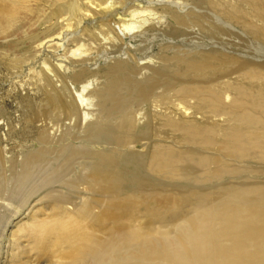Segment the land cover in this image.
Wrapping results in <instances>:
<instances>
[{"label": "bare ground", "instance_id": "6f19581e", "mask_svg": "<svg viewBox=\"0 0 264 264\" xmlns=\"http://www.w3.org/2000/svg\"><path fill=\"white\" fill-rule=\"evenodd\" d=\"M14 1L8 7L1 6L2 11L10 16H6L7 20L13 22L20 18L21 10H27L31 0H18L17 4ZM242 1L251 12L246 13L238 5L230 4L222 11L227 26L229 23L249 26L264 38V0ZM86 4L89 8L83 17L89 19L112 6L111 2L106 7ZM186 9V3L180 0H155L150 7L138 5L131 11L132 18L122 21L117 34L120 37L121 34L135 36L158 17L156 11L171 16L181 25L202 24L197 12H187ZM253 22L258 23L251 25ZM80 52L81 49L76 48L72 54ZM150 61L144 62L140 68L148 69ZM220 64L224 63L209 57L190 62L186 69L176 71L198 79L199 76L204 78L205 72L215 71ZM242 76V82H225L218 92L213 91L207 82L194 79L170 84L164 94L173 91L196 97L203 105H216L210 110L219 119L205 124L195 112L190 113L193 109L187 106H182L174 117L159 112L158 124L170 126V132L171 129L179 131V141L185 144V148L175 150L164 142H154L148 156L140 153L145 159L142 182L131 176L139 186L122 195L120 190L125 176L120 164L113 159L119 155V145L134 146L137 133L133 121L138 119L128 113L122 115V108L140 105L132 98L137 94L145 99L149 93L141 87H132V83L124 79L120 84V79L114 75L103 76L105 80L99 84L94 78L76 92V103L82 115L77 129L69 128L68 132L50 136L35 153L14 166L8 176L0 173V192L6 191L9 183L21 188L25 184L31 187L39 176V179L48 181L50 176H59L62 169L64 175L65 167L71 165L73 159L83 158V163L79 164L87 173L81 182L70 186L73 190L89 192V195H82L81 203L73 208L55 203V206L62 205L60 212L28 223L25 230L29 229L36 237L38 250L43 252L44 246L52 243L66 245L61 258L65 264H85L88 260L90 264H264V182L251 180L243 184L230 179L239 174L248 179L264 174V64L247 62L242 67ZM245 81L263 82V85L252 87ZM121 85L131 92L128 98L119 102L114 97L122 91ZM221 99L225 102L221 103ZM107 118L116 120L114 123L117 122L121 130L114 138L116 145L112 147L105 143L106 139L102 140L100 133ZM72 130L77 132L76 136ZM217 133L222 134L218 141L213 136ZM214 144L220 154L205 155L204 150H211ZM72 145H79L84 150L73 151ZM139 148L143 149L142 146ZM68 149L69 153L64 154ZM106 149L109 150L104 152ZM235 157L253 159L255 166H250L251 161L235 164L232 160ZM106 162L113 164L111 181L105 172ZM47 171L50 173L44 174ZM250 171L258 175L253 176ZM197 182L206 187L192 189L191 184ZM215 186L218 188L214 189ZM97 205L103 208L98 210ZM147 216H150L149 221L145 219ZM168 220L172 222L169 226L161 224ZM57 251L49 254L47 261L56 257Z\"/></svg>", "mask_w": 264, "mask_h": 264}, {"label": "rangeland", "instance_id": "374dc122", "mask_svg": "<svg viewBox=\"0 0 264 264\" xmlns=\"http://www.w3.org/2000/svg\"><path fill=\"white\" fill-rule=\"evenodd\" d=\"M11 1L14 0H0V173L6 176L29 154L35 153L50 136L68 132L69 128L77 129L75 127L80 124L82 115L75 95L80 92L82 85L94 78L97 84L103 83V76L114 75L120 79V84L124 79L130 81L132 87H141L149 93L145 99L136 94L132 100L140 105L133 108L125 105L121 112L122 115L128 113L138 117L133 121L137 133L134 146L125 143L119 145V155L113 159L120 164L125 176L120 195L126 194L139 186L136 181L142 182L145 159L140 153L148 156L154 142H164L175 150L185 148V144L179 141V131L171 129L170 132V126L158 124L159 112L174 117L182 106H187L193 109L190 113L195 112V116L200 117L205 124L219 119L210 110L216 105H203L196 97L173 91L164 94L170 84L194 79L177 71L186 69L187 64L193 61L209 57L218 59L224 64L218 65L215 71L205 72L204 78L199 76L194 79L207 82L213 91L218 92L225 82L243 81L242 67L247 62L264 64V38L252 27L242 24L233 26L230 23L228 27L224 20L222 11L230 4L238 5L246 13L251 12L242 0H180L186 3L187 12L194 10L198 13L202 24L181 25L171 16L156 11L159 23L154 18L146 29L135 36L121 34V37L117 32L118 27L122 21L132 18L131 11L138 5L150 7L155 0H31L28 1L27 10H21L18 15L20 18L15 22L7 20L9 14L1 9L2 5L8 7L13 4ZM17 2L14 1L15 4ZM108 2L112 6L106 12L98 11L94 19L83 17L89 8L86 3L106 7ZM255 23L258 22L251 25ZM76 48H80L81 52L72 54ZM228 59H234L235 62H225ZM148 60H151L148 69L140 68ZM245 83L252 87L263 85V82L257 81ZM124 88V85L120 86L122 91L115 95L116 101L120 102L130 95V89ZM122 95L125 97L122 98ZM221 101L225 102L223 99ZM96 102L100 103L99 100ZM171 117L170 120H173ZM105 121L100 133L102 140L106 139L105 143L112 147L116 145L114 138L120 134V125L114 123L116 120L109 121V118ZM71 132L77 135L75 130ZM213 136L217 141L222 138L221 133ZM71 147L73 151L84 150L79 145ZM204 152L208 156L220 154L216 144ZM67 153L69 149L64 154ZM232 160L235 164L251 161L250 166L255 162L246 157ZM73 161L65 167L64 175L62 169L59 176H50L48 181L39 179V176L34 180V186L25 184L23 189L9 183L6 191L0 192V264H65L61 258L66 245L48 244L44 246L43 254L35 246L36 237L25 228L29 227L28 223L33 219H47L60 212L62 205L69 208L78 206L81 196L89 195V192L73 190L70 186L81 182L87 173L79 164L84 161L83 158ZM112 167V163L104 164L110 181L114 175ZM250 172L253 176L258 175ZM47 173L50 172L44 174ZM44 174H41L42 177ZM131 176L137 177V180L133 182ZM230 179L243 184L251 180L264 182V174L253 179L239 174ZM199 186L206 187L199 182L191 184L195 190H199ZM14 187L18 188L15 190ZM182 189L186 190V187ZM58 202L62 205L58 204L56 206L59 208H56L54 204ZM102 208V205L96 207L98 210ZM171 220L161 224L169 226ZM56 250H59L56 257L47 261L48 255ZM85 264H90V260Z\"/></svg>", "mask_w": 264, "mask_h": 264}]
</instances>
